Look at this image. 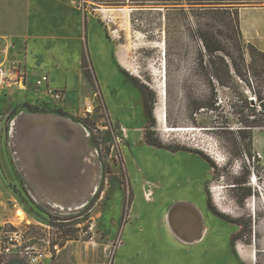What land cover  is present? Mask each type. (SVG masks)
<instances>
[{
    "label": "rangeland",
    "instance_id": "374dc122",
    "mask_svg": "<svg viewBox=\"0 0 264 264\" xmlns=\"http://www.w3.org/2000/svg\"><path fill=\"white\" fill-rule=\"evenodd\" d=\"M136 1L0 0V63L21 62L30 78L27 90L0 88V251L10 247L3 264H30L31 254L54 251L55 244L60 252L39 264H264V130H254L252 152L246 153L247 142L233 132L241 124L227 88H220L224 108L200 109L194 123L183 84L201 71L195 68L186 21L164 8L142 9ZM254 15L248 11L244 18ZM13 40L17 47L7 53ZM43 73L61 86L63 100L55 102L37 87ZM135 79L157 97L153 137L184 149L146 142L151 123ZM238 83L250 96L245 83ZM194 89L204 93L205 80ZM25 102L61 107L84 124L89 147L73 150L75 155L68 151L67 161L81 168L71 181L60 167L68 147L58 138L46 141L38 161L27 149V163L19 157L23 142L29 144L26 137L14 144L11 129L21 112H32ZM225 119L234 130L212 127ZM97 175L99 182L81 208L46 206L56 202L44 196L51 181L58 184L53 193L77 192ZM181 200L202 209L208 231L199 244L166 237V214ZM15 235L16 245L9 244Z\"/></svg>",
    "mask_w": 264,
    "mask_h": 264
},
{
    "label": "trees",
    "instance_id": "16d2710c",
    "mask_svg": "<svg viewBox=\"0 0 264 264\" xmlns=\"http://www.w3.org/2000/svg\"><path fill=\"white\" fill-rule=\"evenodd\" d=\"M102 2L119 4L118 2L125 0H102ZM263 3L264 0H138L135 3L142 9L146 5H152L150 7L157 9L164 8L167 12L179 14L185 19L186 34L195 48V68L201 71V74L188 78L183 84L187 106L192 113L194 123L196 124L195 115H198L200 109L209 111L223 109L224 101L220 96V88L230 89L234 93V99L229 100V105L234 113L239 115L241 124L233 132L247 142L246 153L249 154L254 144V130H264V51L246 41L241 25L240 9L246 6H260ZM247 55L249 60L246 59ZM83 63L87 75L94 82V75L88 69L85 56ZM202 78L207 89L204 93H198L194 89V84ZM238 81L245 83L250 96L245 93ZM134 82L141 88L149 116L148 124L151 123L145 132L146 142L160 148L184 149L166 146L153 137L152 127L155 123L152 116L157 97L146 84L139 80ZM25 106L32 112L52 111L64 116L70 115L61 107L51 108L46 104L30 102H25ZM72 117L79 120L73 115ZM217 124L212 127L218 130H234L230 129L232 126L227 119ZM208 204L210 209L216 212L210 199ZM220 216L228 218L226 215ZM237 236L238 234L233 236L232 245ZM4 254V252L0 253V264L4 262ZM4 264H14V261Z\"/></svg>",
    "mask_w": 264,
    "mask_h": 264
},
{
    "label": "bare ground",
    "instance_id": "6f19581e",
    "mask_svg": "<svg viewBox=\"0 0 264 264\" xmlns=\"http://www.w3.org/2000/svg\"><path fill=\"white\" fill-rule=\"evenodd\" d=\"M17 122H13L12 124V131H11V139L12 136L17 137L14 141V144H20L24 141V138L26 139L25 142L29 144L25 147V144L23 142L22 150L19 153V157L24 156L23 158H26L24 162L27 163V157H26V149L28 150V153L31 154L34 157L35 161H38V158L42 155V153L45 152L47 143L50 141L53 142L55 138H58L59 142L63 144V146L68 147L62 150L63 155H68L69 153H73V150H84V148L89 147V134L86 128L77 121L72 120L69 116L61 115L57 112H28L24 111L21 112L17 117ZM34 126V127H33ZM22 128L23 131L20 129ZM31 130V131H30ZM30 131V132H29ZM29 132V134H28ZM28 134V135H27ZM78 134V138L75 137ZM18 135V136H17ZM29 139H31V142H28ZM81 139V140H80ZM48 141V142H46ZM46 142V143H45ZM12 147V145H11ZM15 153L17 150H14ZM76 153V152H75ZM73 153V155H75ZM27 155L28 157L30 155ZM66 156L63 159V161H66ZM72 156V155H71ZM60 163L61 167H64V162ZM73 162V161H71ZM91 163V162H90ZM22 164V166L24 165ZM28 165H32L30 162ZM72 169L65 170L62 168L63 171L67 172L69 170L71 174V179L73 178V171L77 172V175L79 172H81L80 166L71 165ZM28 166L25 165V169ZM47 168L44 167V170L42 171L43 174L46 175ZM42 172H38L40 175ZM44 175V181L46 176ZM30 178L31 183L36 182L32 176L27 175ZM60 181V183H69L70 181L66 182L62 179H57V181ZM99 182V176L91 177L89 176L84 188L80 191H73L72 189H66L60 193H53L52 191L56 188L53 186H57L56 179L54 181H51V188L43 187L44 190L47 189V192L44 196L50 197L55 202V207L59 210L67 209H78L81 208L83 205L86 204V202L89 200V198L92 196V191L95 189V186ZM39 185V184H38ZM70 185V184H68ZM53 187V188H52ZM53 189V190H52ZM38 193H42L41 187L38 186L37 189ZM44 197L46 200L50 201V199ZM182 203H189L188 201H183ZM190 204V203H189ZM47 206V205H46ZM191 206V205H190ZM19 214H22V211L19 210ZM186 217L185 215H183ZM187 219V218H186ZM193 224V223H192ZM200 240V239H199ZM239 251L242 252V250L239 248Z\"/></svg>",
    "mask_w": 264,
    "mask_h": 264
},
{
    "label": "crops",
    "instance_id": "0c3cea01",
    "mask_svg": "<svg viewBox=\"0 0 264 264\" xmlns=\"http://www.w3.org/2000/svg\"><path fill=\"white\" fill-rule=\"evenodd\" d=\"M248 11L255 13L253 19L250 21H248V19L245 20L244 18L245 13ZM240 16L242 30L246 41L251 42L264 50V6L242 7L240 9ZM12 44V48L17 47L14 40L12 41ZM43 74H39L37 77ZM51 81L52 80H50L49 83L52 87L62 89L59 85H52ZM69 157V155L66 156V163L64 164V167L60 166L61 168H64L65 170L72 169V163L67 161ZM69 170L67 172H69ZM183 201L184 200L176 202V204L171 207L166 214L167 219L170 221L169 226H167L165 230L166 237L178 242L179 244H199L206 235L205 233L208 231H206V220L202 209L197 204L189 200L185 201H188L190 204L182 203ZM48 204V208L52 210H59L52 203L48 202ZM184 214L186 217L183 216Z\"/></svg>",
    "mask_w": 264,
    "mask_h": 264
},
{
    "label": "built area",
    "instance_id": "2783aa9c",
    "mask_svg": "<svg viewBox=\"0 0 264 264\" xmlns=\"http://www.w3.org/2000/svg\"><path fill=\"white\" fill-rule=\"evenodd\" d=\"M12 41L8 44L6 52L8 53L10 47H12ZM8 57V54H7ZM49 76L47 74L40 75L36 78V85L38 88H43L44 93L47 96H51V99L55 102H59L64 98V91L62 89L54 88L49 83ZM29 73L27 68L21 63H11V62H3L0 63V88H14L18 90H27L29 87ZM92 109L88 108L87 112H91ZM18 238L17 235L10 236L8 238V243L12 245H16ZM54 251H49V253L45 252H37L30 255L29 263L30 264H39L45 258H52L54 253L60 252V247L58 244L53 246ZM2 250V252H9L10 247H6ZM1 252V251H0ZM1 252V253H2Z\"/></svg>",
    "mask_w": 264,
    "mask_h": 264
},
{
    "label": "flooded vegetation",
    "instance_id": "af4514ba",
    "mask_svg": "<svg viewBox=\"0 0 264 264\" xmlns=\"http://www.w3.org/2000/svg\"><path fill=\"white\" fill-rule=\"evenodd\" d=\"M150 195V194H149ZM185 215V214H184Z\"/></svg>",
    "mask_w": 264,
    "mask_h": 264
}]
</instances>
